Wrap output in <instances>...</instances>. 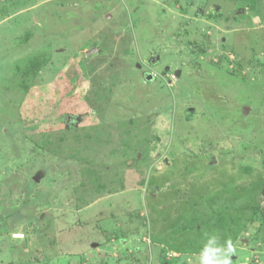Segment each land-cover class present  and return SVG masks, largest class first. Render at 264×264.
Wrapping results in <instances>:
<instances>
[{
    "label": "rangeland",
    "instance_id": "rangeland-1",
    "mask_svg": "<svg viewBox=\"0 0 264 264\" xmlns=\"http://www.w3.org/2000/svg\"><path fill=\"white\" fill-rule=\"evenodd\" d=\"M262 189L264 0H0V264H264Z\"/></svg>",
    "mask_w": 264,
    "mask_h": 264
},
{
    "label": "clouds",
    "instance_id": "clouds-1",
    "mask_svg": "<svg viewBox=\"0 0 264 264\" xmlns=\"http://www.w3.org/2000/svg\"><path fill=\"white\" fill-rule=\"evenodd\" d=\"M235 251L231 240L226 242V247L210 248L206 246L205 251L201 253V264H231V255Z\"/></svg>",
    "mask_w": 264,
    "mask_h": 264
},
{
    "label": "trees",
    "instance_id": "trees-1",
    "mask_svg": "<svg viewBox=\"0 0 264 264\" xmlns=\"http://www.w3.org/2000/svg\"><path fill=\"white\" fill-rule=\"evenodd\" d=\"M74 123H76V120H74ZM264 189H262V191H263ZM264 192V191H263ZM256 211H259L260 213L262 212V207H260L259 205L256 207ZM216 213H218V211H216ZM217 218V220L220 222V224H222L223 223V219H222V217H221V215L220 216H217L216 217ZM206 225H208V223L206 224ZM195 229V228H197V225L195 226L194 225V223L193 224H191L190 226H188V227H184L183 228V230H188V229Z\"/></svg>",
    "mask_w": 264,
    "mask_h": 264
}]
</instances>
